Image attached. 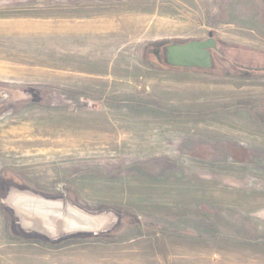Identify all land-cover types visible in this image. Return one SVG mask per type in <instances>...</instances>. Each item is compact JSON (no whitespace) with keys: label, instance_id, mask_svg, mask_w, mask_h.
Wrapping results in <instances>:
<instances>
[{"label":"rangeland","instance_id":"1","mask_svg":"<svg viewBox=\"0 0 264 264\" xmlns=\"http://www.w3.org/2000/svg\"><path fill=\"white\" fill-rule=\"evenodd\" d=\"M209 34L211 69L164 63ZM2 94L0 264H264V0H0Z\"/></svg>","mask_w":264,"mask_h":264},{"label":"bare ground","instance_id":"2","mask_svg":"<svg viewBox=\"0 0 264 264\" xmlns=\"http://www.w3.org/2000/svg\"><path fill=\"white\" fill-rule=\"evenodd\" d=\"M41 201L31 199H15V197H13V203H19L18 207L22 211L21 215L24 220L28 223H35L33 226L39 227L45 233L63 235L66 231L69 233L64 235L77 234L74 233V231H77L79 228H94L97 231L101 229L105 223L103 222V219L94 218L93 216H89L84 213L83 214L86 216L85 219L84 217L76 219L70 216V220L67 223L65 221L57 220L58 214L55 208L56 205L49 204L45 200Z\"/></svg>","mask_w":264,"mask_h":264},{"label":"water","instance_id":"3","mask_svg":"<svg viewBox=\"0 0 264 264\" xmlns=\"http://www.w3.org/2000/svg\"><path fill=\"white\" fill-rule=\"evenodd\" d=\"M209 38L205 42H189L182 45H169L164 48V63L177 68H198L209 70L212 68V59L209 49L216 47L215 41ZM6 97L0 95V101Z\"/></svg>","mask_w":264,"mask_h":264},{"label":"crops","instance_id":"4","mask_svg":"<svg viewBox=\"0 0 264 264\" xmlns=\"http://www.w3.org/2000/svg\"><path fill=\"white\" fill-rule=\"evenodd\" d=\"M56 211H57V220H60V221H65L66 223L70 220L69 217H73V218H76V219H80L81 217H84L85 219V215L83 213H81L79 210H77L76 208H71V207H68L66 206L65 207V204H63V201H61L59 203V205H56ZM88 218V217H87ZM95 230L94 228H79L77 231H74V233H79L77 235H85L86 233H89L91 231ZM69 232H64L63 235H59V234H54V233H45V235L47 236H50V237H57V238H60V237H64V236H67V235H64V234H67ZM73 233V232H71ZM71 236V234H69ZM76 235V234H74Z\"/></svg>","mask_w":264,"mask_h":264}]
</instances>
